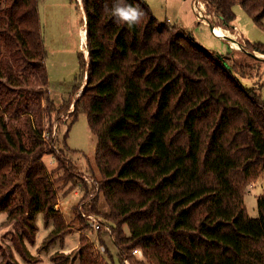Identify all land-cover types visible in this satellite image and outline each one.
Segmentation results:
<instances>
[{"label":"trees","instance_id":"16d2710c","mask_svg":"<svg viewBox=\"0 0 264 264\" xmlns=\"http://www.w3.org/2000/svg\"><path fill=\"white\" fill-rule=\"evenodd\" d=\"M2 1L0 212L12 224L13 237L3 240L0 264H18L15 252L35 263L26 243L34 241L37 213L56 221L48 242L67 230L41 162L53 150L25 111L31 89L39 125L43 97L48 113L66 112L73 104L71 123L85 112L97 137L94 161L108 212L99 211L98 196L89 211L108 222L117 254L100 241L104 261L83 245L80 264H144L133 260L134 249L148 264H264V196L257 201V218L248 217L243 201L246 187L264 170V83L243 82L260 76L253 65L260 61L243 49L206 50L189 31L158 22L144 0H126L144 12L131 27L112 16L114 0H82L87 67L78 53L79 83L56 107L42 91L48 75L40 0ZM205 2L227 30L236 27L237 4L264 30V0ZM244 44L264 56V44ZM65 172V184L72 188L80 181L88 191L78 175ZM99 232L108 235L103 226ZM51 259L71 264L65 253Z\"/></svg>","mask_w":264,"mask_h":264},{"label":"rangeland","instance_id":"374dc122","mask_svg":"<svg viewBox=\"0 0 264 264\" xmlns=\"http://www.w3.org/2000/svg\"><path fill=\"white\" fill-rule=\"evenodd\" d=\"M144 1L147 3L150 11L158 22L168 21L170 26H177L178 28L189 31L195 42L206 50L225 54L229 52V49L233 48L226 40L217 38V36H220L217 23H214L205 15L202 19L198 17L201 21L196 18L193 9H196L195 7L200 0ZM2 4L3 1L0 0V8ZM202 4L205 7V14L209 15L210 13L208 11L210 10L212 12V8L206 10L207 3L205 0H202ZM38 11L44 37V47L46 51L45 66L48 75V82L45 84V87L42 86V91H45L55 103V106L59 107L62 102L67 100L75 85L79 83L77 77L81 72L78 53H81L83 56L85 69L87 67L88 56L81 49V44L79 42V31L82 27L86 29V16L83 11V6L78 0H40ZM233 11L236 17V27L233 31L229 30V32L234 33L238 30L240 37L237 41L243 45H245L244 43L246 41L264 44V30L256 26L252 18L246 14L240 5H235ZM214 15L216 16V14ZM211 22L215 24L213 32L217 36L213 34L208 25H203L210 24ZM262 22L264 24V18ZM220 24L221 21L219 19V25ZM216 28L218 31H216ZM237 46L239 45L237 44ZM256 55L258 56V54ZM258 57L264 58L262 55ZM253 65L255 66L254 70L260 73V76L258 78L252 76L243 79V82L248 87L258 86L260 81V84L264 83V61L253 63ZM83 77H86V70ZM82 83L83 82L79 85L80 87L77 91L78 95L76 93L73 100L79 96L84 87L85 84L82 86ZM28 92L30 94L28 97L30 98L28 102L29 107L25 111H27V114L31 115L35 130H38L41 126L42 135L40 134V137L47 142L49 147L53 150V153L45 155L41 162L53 181V186L58 197V203L55 205L54 210L63 220L65 228L67 229L62 236L48 242L52 237L51 232L54 230L56 221L52 217L46 219L43 213H37L35 216L37 230L35 232L34 241L33 243H26V248L32 257V261H35V263L32 264L59 263L53 262L51 259L54 254L51 255L50 258L48 257L47 260L41 258L50 255V253L58 249L60 245H63L64 242L67 243L65 248L68 251L56 252L55 254H68L71 264H74L75 260H79L80 264L79 253L83 245L90 248L89 251L85 252L92 253L93 251L95 252L94 254L100 256L101 260L106 259L105 252L99 253L97 251L98 245H101L100 241L104 242L103 244L112 255H116L117 250L113 244L114 242L111 239V235L108 233V235H104V233L99 232V230L98 232L94 231L89 226L88 219L85 217L87 214H92L99 218L107 227L109 225L108 222H103L104 219H102L100 215L93 214L89 211V204L96 196L99 197L97 206L100 212L107 213L108 207L98 188L100 173L94 161L97 137L91 132L88 126L86 113L79 112L76 120L71 123L73 104L66 112H61L60 114L55 112L48 113L46 111V101L42 97L38 105L42 110L41 125H39V119L36 117V110L38 108L37 101L34 99L35 92L33 89ZM260 95L264 100V85L260 91ZM23 118L24 117L20 119L23 120ZM49 127H51L50 132ZM68 127L69 131L65 139L64 134ZM53 146L56 149H54ZM57 158H62L64 160L62 161V159H60L64 162V167L59 164ZM68 168L75 177L78 175V178L80 177V180L85 182L88 188L87 192L82 187V184L79 183L80 181L72 188L71 183H64L63 178ZM86 193H88V195H86ZM261 196H264V170L257 178L251 180V183L244 191V207L249 218H257L259 216L257 201ZM6 219V215L0 212V248L4 247L3 240L13 237L12 224L8 223ZM123 231L126 236H129V231L125 225L123 226ZM14 254V259L18 264H31L22 259L18 253L15 252ZM131 256L133 260L137 262L148 264L144 256L140 258L134 256L132 253Z\"/></svg>","mask_w":264,"mask_h":264},{"label":"bare ground","instance_id":"6f19581e","mask_svg":"<svg viewBox=\"0 0 264 264\" xmlns=\"http://www.w3.org/2000/svg\"><path fill=\"white\" fill-rule=\"evenodd\" d=\"M79 2H81L82 0H78ZM196 9V13L198 15V17L200 19H202V17L205 15L207 18L211 19L212 21L214 20L215 23L218 24L219 26V34L221 36L222 39L226 40V42H228V44H231L233 48L235 49H240L239 46H237V40H239V37H238V34L236 32L234 33H231L229 32V30L221 27L219 25V18L217 16H215L214 14L210 13L209 15L208 14H205V7L204 5L202 4V0H200V2L197 4V6L195 7ZM214 15V16H213ZM216 31H218V29L216 28ZM79 42L81 44V49L84 51V53L87 54L88 56V52H87V48H86V30H85V27H82V29L79 31ZM257 54V53H256ZM259 56V54H258ZM87 60H88V57H87ZM82 86L85 84V80L82 81ZM78 95V93H77Z\"/></svg>","mask_w":264,"mask_h":264},{"label":"clouds","instance_id":"9594fccd","mask_svg":"<svg viewBox=\"0 0 264 264\" xmlns=\"http://www.w3.org/2000/svg\"><path fill=\"white\" fill-rule=\"evenodd\" d=\"M110 12L117 21L127 24L129 27L140 23L144 16L139 5L128 4L126 0H114Z\"/></svg>","mask_w":264,"mask_h":264},{"label":"built area","instance_id":"2783aa9c","mask_svg":"<svg viewBox=\"0 0 264 264\" xmlns=\"http://www.w3.org/2000/svg\"><path fill=\"white\" fill-rule=\"evenodd\" d=\"M80 4H81V2H80ZM193 12L195 13L196 18H197L198 20H200V19L198 18V16H197V14H196V12H195L194 9H193ZM200 21H201V20H200ZM53 148L56 149L54 146H53ZM85 181H86V180H85ZM85 217L88 219L89 226H90L94 231L98 232V230H100V228L103 226L104 229L107 231V233L110 234V230H109V228H108L106 225H104V224L100 221L99 218L95 217V216L92 215V214H90V215L87 214V216H85ZM111 239H112V237H111ZM112 240H113V239H112ZM97 251H98L99 253H104V251H105L104 246H103V245H98V247H97ZM131 253H132L134 256H138V257H140V258L143 257L142 251H141L140 249H134V250H132ZM125 264H128V263L125 262Z\"/></svg>","mask_w":264,"mask_h":264},{"label":"water","instance_id":"95a60500","mask_svg":"<svg viewBox=\"0 0 264 264\" xmlns=\"http://www.w3.org/2000/svg\"><path fill=\"white\" fill-rule=\"evenodd\" d=\"M213 22H214V20H213ZM214 23H215V22H214ZM208 26L210 27V29H211L212 32H213V28H214L215 24H213V23L211 22L210 24H208ZM213 34H214L215 36H217L214 32H213ZM217 38L221 39L220 36H217ZM235 42H237V44L240 46V49L245 50V51H246L249 55H251L252 57L258 59L259 61H264V58H260V57H258L254 51H252V50L246 48L245 45L239 43L238 41H235Z\"/></svg>","mask_w":264,"mask_h":264},{"label":"crops","instance_id":"0c3cea01","mask_svg":"<svg viewBox=\"0 0 264 264\" xmlns=\"http://www.w3.org/2000/svg\"><path fill=\"white\" fill-rule=\"evenodd\" d=\"M40 2V1H39ZM80 3V2H79ZM40 15V14H39ZM203 25H208V24H203ZM236 33L238 34V37H240V34L238 33V30H236ZM50 231H51V229H50ZM67 246V243H65L64 242V244L63 245H60V247L58 248V249H55L52 253H50V255H48V256H46V257H44V258H41V259H45V260H47L48 259V257L50 258V256L51 255H53V254H55L56 252H64V251H68L65 247ZM64 247V248H63ZM63 248V249H62ZM40 256V255H39ZM41 261V260H40ZM39 261V262H40ZM49 263H50V260H49ZM74 264H79V260H75L74 261Z\"/></svg>","mask_w":264,"mask_h":264}]
</instances>
